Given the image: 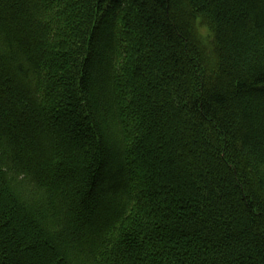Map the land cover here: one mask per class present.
<instances>
[{
  "label": "trees",
  "instance_id": "16d2710c",
  "mask_svg": "<svg viewBox=\"0 0 264 264\" xmlns=\"http://www.w3.org/2000/svg\"><path fill=\"white\" fill-rule=\"evenodd\" d=\"M0 264H264V0H0Z\"/></svg>",
  "mask_w": 264,
  "mask_h": 264
},
{
  "label": "rangeland",
  "instance_id": "374dc122",
  "mask_svg": "<svg viewBox=\"0 0 264 264\" xmlns=\"http://www.w3.org/2000/svg\"><path fill=\"white\" fill-rule=\"evenodd\" d=\"M202 33H205V30H201Z\"/></svg>",
  "mask_w": 264,
  "mask_h": 264
}]
</instances>
